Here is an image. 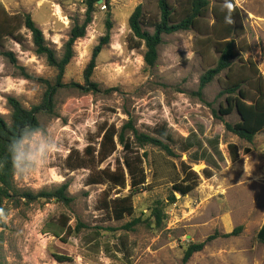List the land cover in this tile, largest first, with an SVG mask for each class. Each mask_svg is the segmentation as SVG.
<instances>
[{
  "label": "rangeland",
  "instance_id": "374dc122",
  "mask_svg": "<svg viewBox=\"0 0 264 264\" xmlns=\"http://www.w3.org/2000/svg\"><path fill=\"white\" fill-rule=\"evenodd\" d=\"M84 1L0 0V7L15 18L8 23L0 12V22L18 30L15 37L0 41V115L7 122H11L9 97L28 109L41 105L47 90L43 81L54 84L57 75L44 57L36 55L24 16L31 15L61 58L74 24L85 20ZM170 1L180 18L185 0ZM209 1L210 10L195 29L164 37L157 65L149 69L144 62L145 47L133 49L130 44L129 18L143 5L144 29L153 33L159 18L158 0H111V41L98 56L92 77L101 92L59 89L54 111L39 115L41 130L19 150L24 160L16 170L17 189L38 193L69 182L75 201L70 207L55 201L5 202L0 214V264H184L188 246L207 241L204 250L187 264H264V243L258 238L264 226V130L252 143L227 130V123L240 120L237 113L219 114L225 105L226 97L220 93L227 73L199 94L200 78L216 65L217 43L230 26L234 31L229 40L238 48L231 76L250 79V83L259 75L264 79V0ZM228 3L233 6L231 12ZM100 6L103 3L97 6L86 36L74 45V57L63 79L66 85H84L85 69L107 32V9ZM23 71L33 80L26 79ZM245 89L252 99L253 87L246 84ZM130 119L140 132L156 135L165 130L166 141L179 155L172 163L178 170L183 161L192 166L200 183L189 195H176L178 201L168 204L171 185L156 179L150 155L146 162L150 186L133 198L134 216L116 221L103 209L104 202L129 195L130 187L88 185L91 170L72 172L67 158L72 151L83 154L89 145L98 150L102 127L120 129ZM185 144L193 148L184 153ZM230 145L239 151L236 162L231 160ZM145 151L154 158L160 155L150 147ZM123 155L120 148L100 168L108 164L115 168V159ZM159 164L157 168H165ZM205 169L212 171L211 178L203 173ZM159 200L164 202L167 218L161 228L149 227L145 224ZM135 218L145 224L134 231L123 230ZM80 224L85 228L69 236ZM239 228L236 236L225 237ZM59 255L72 261L59 263L55 258Z\"/></svg>",
  "mask_w": 264,
  "mask_h": 264
},
{
  "label": "trees",
  "instance_id": "16d2710c",
  "mask_svg": "<svg viewBox=\"0 0 264 264\" xmlns=\"http://www.w3.org/2000/svg\"><path fill=\"white\" fill-rule=\"evenodd\" d=\"M99 1L101 0L84 1L87 8L85 20L82 24H74L69 40L64 45V54L61 58L47 43L43 31L36 25L31 15L28 14L23 18L24 27L32 35L36 55L44 57L48 66L57 70V75L54 84L49 81H43L47 86V90L41 105L28 109L17 98L9 97L8 105L11 109V122H7L0 115V214H2L5 202L25 201L26 204L30 205L38 201H55L70 207L75 201L69 193V182L55 189L43 190L38 193L17 189L14 184L17 168L12 163V154L19 152L22 143L41 130L39 115L54 111L55 96L59 89L66 87L76 88L85 94L101 92L100 84L94 82L92 77L97 67L98 56L111 41V31L114 28L111 0H102L103 6H100L107 9V32L95 47L92 58L85 69L84 85H66L63 83L66 68L74 57V45L79 39H83L86 36L87 29L92 24L94 14L98 10ZM185 2L186 7L183 10V15L179 18L180 15L177 8L174 7L170 0H158L159 18L154 24L153 33L144 29L146 16L143 5H139L131 14L129 18L130 44L133 49L145 47L144 62L147 68L152 69L157 65L159 48L163 45L165 36L195 29L201 19L207 16L211 6L209 0H185ZM0 12L4 14L8 23L15 20L2 7H0ZM215 16L219 21V16ZM17 31V29L11 28L9 24L0 22V41L6 36L15 37ZM233 31L234 29L230 26L227 35L217 43L218 61L213 68L207 70L200 78L199 94H202L221 74L227 73L226 86L220 93L221 96L226 97L225 105L220 107L219 114L221 116H229L237 113L240 118L239 122L236 124L227 123L226 128L241 140L252 143L255 137L264 130V79L262 75H259L250 83V79H234L231 76L233 61L238 56V48L234 40H229ZM7 56L13 59L12 54H7ZM23 72L26 79L33 80L25 71ZM246 84L251 85L255 91V96L252 99L249 91L245 89ZM164 132L165 130H158L155 133L156 135L140 132L131 119L120 129L115 125H105V127L101 128L102 140L99 149L97 150L93 145H89L83 154L72 151L67 158V166L72 172L90 169L91 173L87 179L88 185H109L111 189L119 188L121 190L130 187L129 195L104 202L103 209L116 221H122L125 217L134 216L133 198L140 194L143 189L150 186L146 162L151 155L152 159L150 162L155 170L156 179H162L166 185H171L168 204H175L178 201L176 195L185 197L196 190L200 183V175L184 161L181 163V170L177 169L171 159H176L179 155L170 143L166 141ZM147 147L157 150L160 154L159 157L154 158L152 153L149 154V152L145 151ZM120 148H122L124 155L122 159H115L116 167L113 168L111 164H108L107 167L101 169L100 167L103 164L114 158ZM191 148H193L192 144H185L182 146V151L185 153ZM229 149L232 162H236L239 158L237 147L230 145ZM245 152L247 154L249 151L246 150ZM159 163L165 165V168H157L158 165L161 166ZM212 163L213 165L215 164V162ZM203 173L208 178L213 176L212 171L209 169H205ZM163 205V201H156L151 209L148 223L145 224L141 218H135L124 225L123 230L134 231L136 227L142 224L161 228L167 218ZM81 228H85V226L78 225L74 233L70 231L68 235L79 233ZM240 230L241 228L236 229L234 232L225 235V237L236 236ZM258 238L264 243V226L259 232ZM207 242L189 245L184 253L183 263L187 264L195 254L202 252ZM55 258L59 263L72 261L71 257L65 255H59Z\"/></svg>",
  "mask_w": 264,
  "mask_h": 264
},
{
  "label": "clouds",
  "instance_id": "9594fccd",
  "mask_svg": "<svg viewBox=\"0 0 264 264\" xmlns=\"http://www.w3.org/2000/svg\"><path fill=\"white\" fill-rule=\"evenodd\" d=\"M226 6L229 9V12H231V9L233 7L232 4L228 3ZM227 22L228 23L232 22L230 16H229ZM23 160H24V156L22 153L15 152L14 154H12V163L17 169L19 168V166L23 162Z\"/></svg>",
  "mask_w": 264,
  "mask_h": 264
},
{
  "label": "water",
  "instance_id": "95a60500",
  "mask_svg": "<svg viewBox=\"0 0 264 264\" xmlns=\"http://www.w3.org/2000/svg\"><path fill=\"white\" fill-rule=\"evenodd\" d=\"M103 3V1L101 0V1H99V4L101 5Z\"/></svg>",
  "mask_w": 264,
  "mask_h": 264
}]
</instances>
